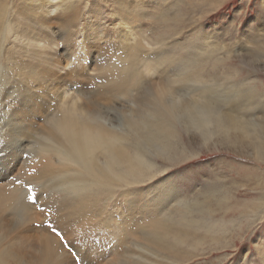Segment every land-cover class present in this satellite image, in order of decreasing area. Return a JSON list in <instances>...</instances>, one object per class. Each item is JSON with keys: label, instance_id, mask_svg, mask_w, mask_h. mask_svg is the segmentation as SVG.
<instances>
[{"label": "rangeland", "instance_id": "obj_1", "mask_svg": "<svg viewBox=\"0 0 264 264\" xmlns=\"http://www.w3.org/2000/svg\"><path fill=\"white\" fill-rule=\"evenodd\" d=\"M172 3L0 0V31L5 29L0 38V176L10 173L0 180V189L14 187L22 197L28 187L32 195L43 190L40 203L51 209L41 213L28 208L25 200L22 208L0 204V258L6 264H73L69 249L47 228L49 222L62 230L84 264H249L264 245V0H244L242 14L237 0H224L215 8L210 3L199 15L179 21L169 14ZM234 14L245 22L231 42L224 43L219 35ZM66 16H75L67 31L61 23ZM197 27L202 47L193 67L184 59V45L176 41ZM43 43L55 52L36 47ZM132 53L139 61L134 69L142 73L149 91H172L182 101L206 91L201 95L215 109H231L250 134L236 144L234 133L231 142L219 139L218 133L205 140L186 122L176 123L178 138L173 142L182 157L166 162L146 147V157L155 166L150 179L110 191L91 188L66 201L64 187L74 173L52 154L46 152L48 161L42 158L49 150L50 123L73 106L80 111L91 108L107 114L102 116L109 117L118 132L119 120L127 113L122 108L133 103L135 91L110 92L108 78ZM46 54L55 55L58 64L68 63V68L60 76L48 73L55 69L47 64ZM261 131L263 141L256 137ZM171 172L180 178L164 186L158 197L140 191L156 174ZM131 192L138 194H126ZM178 204L189 206V216L205 222L206 228L216 226L209 233L192 231L184 242L164 237L172 247L154 241L155 220L174 212Z\"/></svg>", "mask_w": 264, "mask_h": 264}, {"label": "bare ground", "instance_id": "obj_2", "mask_svg": "<svg viewBox=\"0 0 264 264\" xmlns=\"http://www.w3.org/2000/svg\"><path fill=\"white\" fill-rule=\"evenodd\" d=\"M74 18L75 16H66L63 18L61 23H63L65 31L75 22ZM4 30L1 29L0 38H2ZM6 31L10 32L12 30L7 28ZM126 32L128 31L126 30ZM53 42L55 41L53 40ZM45 44L43 43V45L36 47H39L42 51L43 49H48L55 52L56 49L54 50L52 47L49 48V46ZM49 44L52 45V43ZM55 45L54 43L53 47H55ZM135 51L136 50H134V52ZM135 53L128 55L125 60L120 62L117 69L113 67L117 71H114V74H112L113 76L111 75L108 78V90H110V92L119 91L121 89H125L129 92L132 88L135 91H133L135 94L131 99L133 103H126L127 105L122 108L126 110L125 112L127 113L125 118L119 120V125L117 122L119 128L118 132L115 130V127L109 125V117H105L107 118L105 119L103 117L105 114H102L103 116L99 113L97 114L96 110H91V108H87L88 110L86 111H80V108L71 106L72 108L63 111L60 116L53 119L50 123L49 137L51 140L48 139L49 150L45 151L42 158L48 161L46 155L52 154L56 156V158L58 157L57 160H59L60 166L74 173V176L68 179L70 182H68L64 188H66L67 191L71 189L75 195H82L84 193L81 191L90 190L91 188H95L98 192L104 190L110 191L116 187L124 188L138 185L150 179L155 172V166L146 157L148 155L145 153L146 147L149 153L151 150L153 151L152 155L154 157H161L166 162H170L175 157H182V153L176 150L173 142L176 131L178 130H176L175 127L176 123L182 124L186 122L190 127L199 130V133H201L200 136L204 137L205 140L209 138L207 136H210L211 133H218L221 137L218 136L219 139L228 142L231 140L230 133H234L233 138L236 144L238 138H246L250 134L247 135L248 131L243 126L242 120L231 114V109L228 112L224 109H215L213 107L214 104H212L210 100L207 101L205 96L201 95H205L206 91L201 90L202 92L200 91L199 97L197 96L195 99L189 98L186 101H182L175 92H173V94L169 93L172 91L162 89H160V92L149 91L147 86H145L144 83L142 84V73L140 75L137 69H134L136 63H139ZM47 56H49V54ZM54 56L50 55V58L47 57L49 60L46 58V60H48L47 64L50 66L53 65V69H55L54 71L52 68L50 71L47 69V72H52L53 75L54 73L59 75L63 70L68 68V63L58 64V60ZM49 62H51V64ZM28 70L30 76H34V71L31 69ZM62 78H64L63 75ZM145 81L148 87L152 86L150 84L151 78L149 79V77H147ZM142 85H144L145 88H143ZM142 91H146V93ZM113 94L116 93L114 92ZM73 97L75 98V96ZM127 98L129 99V96ZM106 103L108 104V102ZM83 106L84 105H82V107ZM259 135H263L262 131L261 134L259 133L258 136H256L258 139H261L262 137L260 138ZM20 145H22V143ZM18 147L21 146L18 145ZM13 148L15 149V147ZM46 152L48 154H46ZM7 174L2 177L0 176V180L6 179L10 173ZM64 188H61L62 191ZM5 202L13 205V207L15 204L18 208L24 206L22 194L14 187L0 189V204H5ZM188 207L189 206L186 204L181 206L178 204L174 212L171 213L169 211L171 214H165L164 217H160L159 220L157 218L158 222L155 220L157 224L153 230L154 235L151 234L154 241L161 244L164 243L166 246H171L170 243L164 241V237L171 235L172 241L179 243L184 242V238L189 236V233L192 231L202 229L206 233L211 232L212 228L216 225L208 226L206 224V228L205 222L200 223L199 220H194L189 216ZM161 212L159 211L158 213L161 214ZM202 221L203 220H201V222ZM205 232L203 233L204 235ZM0 264H6V262L0 258Z\"/></svg>", "mask_w": 264, "mask_h": 264}, {"label": "snow or ice", "instance_id": "obj_3", "mask_svg": "<svg viewBox=\"0 0 264 264\" xmlns=\"http://www.w3.org/2000/svg\"><path fill=\"white\" fill-rule=\"evenodd\" d=\"M224 0H173L172 9L169 12L170 15H173L178 18L179 20H186L189 16H197L200 14L202 10H206L208 5L211 3V6L215 8L216 6L222 5ZM237 3L240 5L239 10L237 12L243 13L244 11V0H237ZM231 10V9H229ZM216 17H213V19ZM245 21L242 20L241 17L236 16L234 14L233 18L226 26L223 28L219 35V39L224 43L231 42V37L241 29L242 24ZM199 34V35H198ZM201 29L199 27L189 30L186 35L181 36L176 43L180 45H184V51L186 56L184 59L188 61L193 67H196V52L198 49L202 47L201 41ZM165 42H167L165 40ZM0 87H3V83H0ZM209 99L215 100L216 97L209 94ZM241 167H247V165H242ZM157 179L150 184H145L143 188L140 190L144 195H151L153 197H158L160 191L164 186H168L170 182L178 180L180 178V174L177 172L171 173H163V174H156ZM13 179H15L13 177ZM17 184L20 181H16ZM32 188L28 187L27 192L22 197L23 200L30 202L27 207L34 208L37 211L43 213L46 211H50V208H46L45 206L41 205L40 200L45 197L46 193L41 190L37 195H32ZM127 195H136L138 193L131 192L126 193ZM75 199V193L69 189L65 194L66 201H72ZM159 203V201H155ZM170 203V201H169ZM262 207L261 212L264 214V197H262ZM52 232V234L57 237L64 248H68L71 255L74 257L73 264H84L82 257L79 256L78 253L72 250L69 246L68 241L65 239V235L59 228L55 227L51 222L47 225ZM36 227H40V225H36ZM259 261V264H264V245H261L253 254L252 259L249 261V264H252V261Z\"/></svg>", "mask_w": 264, "mask_h": 264}]
</instances>
